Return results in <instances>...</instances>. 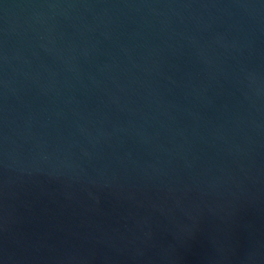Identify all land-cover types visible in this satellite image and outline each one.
I'll list each match as a JSON object with an SVG mask.
<instances>
[{"label": "water", "instance_id": "95a60500", "mask_svg": "<svg viewBox=\"0 0 264 264\" xmlns=\"http://www.w3.org/2000/svg\"><path fill=\"white\" fill-rule=\"evenodd\" d=\"M0 264H264V0H0Z\"/></svg>", "mask_w": 264, "mask_h": 264}]
</instances>
